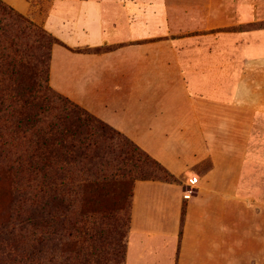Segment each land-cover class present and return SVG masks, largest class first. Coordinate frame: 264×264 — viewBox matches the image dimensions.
<instances>
[{
	"label": "crops",
	"instance_id": "obj_1",
	"mask_svg": "<svg viewBox=\"0 0 264 264\" xmlns=\"http://www.w3.org/2000/svg\"><path fill=\"white\" fill-rule=\"evenodd\" d=\"M6 1L21 12L32 10L25 0ZM187 1L172 6L203 12V18L183 20L185 28L240 25L264 13V0ZM46 2L42 25L62 42L51 48L50 86L176 177L135 181L124 264L146 258L154 237L163 238L173 264H227L228 251L241 254L243 222L257 221L260 203L257 194L242 190L251 162L250 112L242 94L264 74L254 65L264 62V29L237 32L212 47L195 36L158 38L167 22L162 0ZM194 6L201 11H191ZM180 146L192 161L176 169ZM193 173L199 176L194 184L187 179ZM255 233L250 227L245 238L252 248L258 246Z\"/></svg>",
	"mask_w": 264,
	"mask_h": 264
},
{
	"label": "rangeland",
	"instance_id": "obj_2",
	"mask_svg": "<svg viewBox=\"0 0 264 264\" xmlns=\"http://www.w3.org/2000/svg\"><path fill=\"white\" fill-rule=\"evenodd\" d=\"M2 1L48 32L43 27L41 19L46 0H25L32 7L30 13L21 12L6 0ZM146 1L149 4L156 0ZM162 1L167 5V14L162 15L164 18L167 15V22L162 25L163 29L158 30V38L195 36L208 40L211 46L215 47L219 42L229 40L237 32L264 29V13H260L256 21L240 25L203 28L195 23L196 26L185 28L181 25L183 20L188 18L194 21L202 20L203 12L188 13L185 12L186 9L183 12L172 6L174 1L175 4H181L187 0ZM190 2L191 5H200L203 0ZM201 8L194 6L191 11H201ZM35 14H39L38 18ZM260 36L264 41V32ZM40 39L41 33H23L20 42L24 47L37 44ZM21 57L29 58V55L21 54ZM250 64L251 67L261 68L258 69L260 72L264 69V62H260L259 65L255 62V66L253 63ZM250 82L253 86L244 87L242 94L250 112L248 128L251 135L248 147L251 151L249 155L251 162L247 165L249 170L247 169L244 178L246 188L242 190L243 194L258 195L259 214L257 221L244 220L242 253L234 254L228 251L227 264L241 262L261 264L260 260L264 258V74L255 75ZM7 85L9 86L7 102L0 106V264H124V258L118 263L113 262L109 252L119 249V242L123 249L125 247L130 224L132 187L135 181L142 177L155 178L163 174L158 166H154L150 161L156 159L151 155H148V159L142 154L127 153L122 149V144H113L111 147L107 145L99 150L94 147L75 149L54 143L49 148L54 152L50 157L45 152L47 148L42 141L46 140L47 131L57 122V116H63L64 111L70 107L67 102L61 100L65 96L54 90L49 81L46 88L39 92L31 89L27 73L16 80H11ZM17 124L21 126L16 127ZM66 140L72 142L70 137ZM154 143L158 145L166 142ZM171 143L176 146L183 142ZM107 150L110 154L107 158L95 157L96 152L101 156V152ZM141 150L145 151L142 148ZM178 150L179 160L176 162V169L192 161V156L185 148L180 146ZM78 153L93 158L89 161L80 157L74 159ZM32 158L34 161L30 165ZM47 173L53 176V183L47 180ZM50 186H53L59 197L63 198L65 203H70L71 207L70 211L60 209L56 213L57 218L64 219V225L57 226V236L60 235L57 248L51 247L49 243L45 244L36 256L32 253L34 236L31 227V208L35 203L50 201L48 192ZM83 200L87 204L86 208L81 207ZM73 219H76L74 224L80 228L82 235L68 239L67 234L75 232V227L69 222ZM250 227L256 230L255 242L258 244L256 248H252L251 241L245 242ZM48 232L50 233V229ZM100 235L103 238L100 239ZM73 240L79 248L77 257L75 253L68 251L72 248L67 241L71 243ZM165 246L163 238H152L146 246L148 249L146 258L140 261L137 256L135 261L133 257L132 264H173L174 254L166 251Z\"/></svg>",
	"mask_w": 264,
	"mask_h": 264
},
{
	"label": "trees",
	"instance_id": "obj_3",
	"mask_svg": "<svg viewBox=\"0 0 264 264\" xmlns=\"http://www.w3.org/2000/svg\"><path fill=\"white\" fill-rule=\"evenodd\" d=\"M32 32L41 33L40 42L22 47L20 42L22 34H29ZM54 43L62 42L50 32H46L44 29L39 28L31 20L18 14L13 7L5 5L3 1L0 0V106L5 105L7 102L6 96L9 88L7 85L8 82L16 80L24 73L28 74L31 89L39 92V90L46 88V83L49 81L51 48ZM21 54L26 56L29 55V58L23 59ZM61 100L67 102L70 107L64 111L65 116H57V122L52 125V128L49 131H47L48 136L46 140L42 141L44 147L47 148L45 152L50 157L54 155V152L49 148H51L54 143L61 146H71L75 149L80 147H94L99 150L103 147H107V145L108 147H111L113 144H122V149H125L127 153H136L137 155L142 154L144 157L149 159V154L142 151L135 142V144L132 143L133 141L122 132L113 128L111 125L104 122L82 106L80 107L79 104L67 96L61 98ZM19 126L21 125H16V127ZM68 137L71 138L72 142L66 140ZM98 153L99 152L95 153V157H99L100 159H105L107 158V155H110L108 150L101 152V156H98ZM79 157L87 159L88 161L93 158L92 156L81 153L76 154L73 158L77 159ZM46 158H48V156H46ZM32 161H34L33 158L30 159V165ZM150 161L154 164V166H158L157 168L161 170L163 174L155 178L142 177V180L151 179L168 182L176 181V177L157 160L151 159ZM23 165L24 163L22 162V166ZM47 180L51 183L54 182V178L50 173H47ZM48 192L50 201L46 203H35L31 208V227L33 229L34 236V251H32V253L36 256L40 253L41 248L45 244L49 243L51 247L56 246L57 248V241L60 236H57V226H63L64 219L57 218L56 213L60 209L70 211L71 207L70 203H65L64 199L59 197L53 186L48 188ZM88 200H90V198ZM86 205L85 200H83L81 207L86 208ZM69 222L75 227V232H69L67 234L68 239H72V237H80L82 235V231H80L79 227L75 226L74 223H76V219ZM48 229H50L51 235L48 232ZM64 235L66 236V234ZM99 238L101 239L103 236L100 235ZM67 243H69V246L72 248L68 249V251L70 253H75V256L77 257L79 248H77L74 244L75 241L73 240L71 243L70 241H67ZM109 253H111V259L113 262H120L123 258L125 259L126 244L123 249L122 244L119 242V249L117 248Z\"/></svg>",
	"mask_w": 264,
	"mask_h": 264
},
{
	"label": "built area",
	"instance_id": "obj_4",
	"mask_svg": "<svg viewBox=\"0 0 264 264\" xmlns=\"http://www.w3.org/2000/svg\"><path fill=\"white\" fill-rule=\"evenodd\" d=\"M187 179L189 180V182L190 183H196L197 182V180L199 179V176L196 174V173H193V174H189L188 176H187ZM190 192H191V190L190 189H185L184 191H183V194L185 195V196H188L189 194H190Z\"/></svg>",
	"mask_w": 264,
	"mask_h": 264
}]
</instances>
